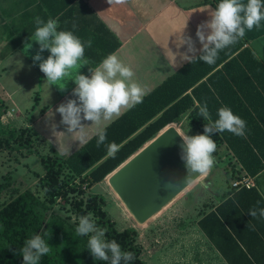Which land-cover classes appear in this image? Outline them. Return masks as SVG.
I'll use <instances>...</instances> for the list:
<instances>
[{"label": "trees", "instance_id": "16d2710c", "mask_svg": "<svg viewBox=\"0 0 264 264\" xmlns=\"http://www.w3.org/2000/svg\"><path fill=\"white\" fill-rule=\"evenodd\" d=\"M253 52L243 37L234 45L219 51L212 65L198 59L186 63L147 93L141 103L109 124L105 129L106 142L99 148L96 147V137H93L66 158L54 155L51 159L35 150L34 143L38 137L31 127L17 132L14 127H2L1 122L0 146L8 152L25 150L27 155L37 156L44 171L45 192L50 198H63L69 193H77L70 202L75 216L79 218L93 213L96 224L108 230L106 240L115 239L122 251L135 254V259L127 264H145L135 244V232L130 229L118 231L115 228L114 221L102 210L101 197L89 195L83 202L79 196L105 180L168 124L176 122L188 112L200 117L197 103H207L213 120L217 118V110L227 106L246 122L245 137L227 131L213 134L240 165V173L243 171L245 176L252 178L262 172L264 64ZM5 110V101L0 98V115ZM112 142L119 145L115 158L107 155V144ZM63 167L73 178L78 179L77 185L59 181ZM220 198L219 204L196 224L227 264H236L229 256L232 252L237 253L245 263L252 264L242 249L244 247L248 251L245 233L247 231L253 239L264 245V218L259 215L252 218L248 212L253 208L264 209V200L255 187L244 186L238 189L233 187ZM47 213V204L28 189L17 193L0 207V264H23L19 249L25 240L35 234L45 239L50 235L47 242L52 248L49 254L41 257L39 264H109L93 259L87 250L88 237L78 236L75 226L59 215L47 216ZM121 264L125 262L121 261Z\"/></svg>", "mask_w": 264, "mask_h": 264}, {"label": "crops", "instance_id": "0c3cea01", "mask_svg": "<svg viewBox=\"0 0 264 264\" xmlns=\"http://www.w3.org/2000/svg\"><path fill=\"white\" fill-rule=\"evenodd\" d=\"M218 3L219 0H128L125 5L110 6L107 0H0V93L6 96L13 108L28 113L29 127L37 134L38 143L53 155L66 158L84 144L73 143L69 155L57 153L56 146L48 144L51 137L48 124L59 125L58 131H64L65 127L60 125L58 113L53 121H46L45 117L49 108L55 112L61 103L76 99L72 95L76 86L69 80L74 77L54 84L45 81L39 70L40 62L34 63L32 59L39 50L38 44L29 41L37 27L34 19L40 17L45 22L53 19L58 31H72L81 39L89 65L82 66L79 74L90 78L89 67H97L109 54L116 53L133 68L135 79L146 88L147 94L188 63L170 69L163 55L168 48L177 50L175 45L179 43L186 21L184 33L194 42L197 49L195 57L201 53L202 46L195 36L197 25L210 18L208 12ZM244 38L246 45L258 53L257 57L264 64V21L259 28L246 31ZM88 41H91L90 47L87 46ZM26 43L32 45L29 50L25 48ZM186 48L183 45L179 51L185 52ZM40 55L47 59L50 53L45 50ZM69 71L75 73L77 69ZM64 86V91L58 89ZM82 123L90 125L91 122ZM237 168L240 170L239 164ZM241 173L243 178L253 181L264 200V170L252 178L245 176L243 171ZM245 236L248 251L241 247L246 256L252 264H264V245L247 231ZM262 240L264 243V238ZM229 256L236 264H247L237 253H229Z\"/></svg>", "mask_w": 264, "mask_h": 264}, {"label": "clouds", "instance_id": "9594fccd", "mask_svg": "<svg viewBox=\"0 0 264 264\" xmlns=\"http://www.w3.org/2000/svg\"><path fill=\"white\" fill-rule=\"evenodd\" d=\"M127 2L128 0H107L110 6L125 5ZM208 14L210 18L197 25L195 32L196 39L202 46V54L198 58L194 55L197 51L194 42L184 33L186 21L179 43L175 45L177 50L168 48L163 53L170 69L196 59L208 65L214 64L219 51L237 43L245 36L246 31L260 27L264 21V0H219ZM34 23L37 27L29 41L38 44L39 50L32 59L34 63L40 62L39 70L44 74L45 81L54 84L73 76L69 80L76 86L72 92L76 99L61 103L55 112L51 108L46 112V121H53L58 113L61 117L60 125L65 127L64 131H58L59 125L49 123L51 137L48 144H54L60 155H69L73 143L83 145L96 137V147L99 148L107 139L106 126L124 111L141 103L146 88L135 79L133 68L124 63L116 53L109 54L97 67H89L90 78L79 74L78 70L82 66L89 65L84 56L85 44L81 39L72 31H58V25L53 19L45 22L36 17ZM183 45L187 46L186 51L180 52ZM31 46V43H26L25 48L29 50ZM87 46H91V41L87 42ZM45 50L50 53L47 59L40 55ZM253 55L258 53L254 51ZM71 69L77 71L72 73L69 71ZM65 86L58 89L64 91ZM197 107L198 115L207 121L204 123V134L189 136L187 132L179 135L182 140L181 159L187 173L183 180L186 186H190L197 177H207L216 163L213 153L217 144L211 139L210 133L227 131L238 137L246 136V122L233 114L229 107H220L215 120L212 119L206 102L197 103ZM82 121L91 123L89 125ZM118 151L119 145L115 142L107 144L109 157L115 158ZM173 182L174 180L167 181L165 188L170 187ZM248 215L252 218L258 215L264 218V209L253 208ZM75 231L78 236L88 237L87 250L96 261H106L109 264H121L123 261L127 264L135 259V254L122 251L115 239H105L108 230L97 226L91 212L79 217ZM48 238L50 235L45 239L42 235L35 234L24 241L23 247L19 249L23 264H39L41 257L50 253L52 248L47 242Z\"/></svg>", "mask_w": 264, "mask_h": 264}, {"label": "rangeland", "instance_id": "374dc122", "mask_svg": "<svg viewBox=\"0 0 264 264\" xmlns=\"http://www.w3.org/2000/svg\"><path fill=\"white\" fill-rule=\"evenodd\" d=\"M0 98L5 101L6 107L0 115L1 126L14 127L17 132L29 127V120L26 117L28 113L13 108L14 106L12 107L6 96L1 93ZM204 123L202 117L193 116L188 112L174 122L173 126L180 134L188 132L189 136H194L204 134ZM209 135L217 144V149L213 153L216 163L210 174L198 178L145 221L144 225L137 223L111 188L108 178L79 196V199L85 202L89 195L101 197L102 210L114 221L115 228L118 231L130 229L135 232V244L138 245L140 259L145 264H226L199 230L196 222L214 207L221 195L229 193L233 184L241 181L243 177L226 147L215 134ZM34 146L39 154L54 158L52 152L38 143V138ZM43 175L44 171L37 156L27 155L25 150L8 152L0 146V207L17 193L28 189L47 204V216L59 215L77 227L79 218L70 207V202L77 193L51 199L45 192ZM59 181L77 185L78 179L73 178L63 167ZM93 219L96 222L94 216Z\"/></svg>", "mask_w": 264, "mask_h": 264}, {"label": "water", "instance_id": "95a60500", "mask_svg": "<svg viewBox=\"0 0 264 264\" xmlns=\"http://www.w3.org/2000/svg\"><path fill=\"white\" fill-rule=\"evenodd\" d=\"M179 135L173 124H168L108 177L111 188L137 223L147 221L188 187L183 183L187 173ZM169 180L174 182L165 188Z\"/></svg>", "mask_w": 264, "mask_h": 264}, {"label": "built area", "instance_id": "2783aa9c", "mask_svg": "<svg viewBox=\"0 0 264 264\" xmlns=\"http://www.w3.org/2000/svg\"><path fill=\"white\" fill-rule=\"evenodd\" d=\"M241 187L244 186L246 188L254 187L253 181L250 178H243L241 181L236 182L233 184V187Z\"/></svg>", "mask_w": 264, "mask_h": 264}, {"label": "bare ground", "instance_id": "6f19581e", "mask_svg": "<svg viewBox=\"0 0 264 264\" xmlns=\"http://www.w3.org/2000/svg\"><path fill=\"white\" fill-rule=\"evenodd\" d=\"M172 124H173V123H172ZM108 177H109V176H108ZM199 178H200V177H199ZM196 180H197V179H196ZM196 180H195V181H196ZM195 181H194V182H195ZM194 182H193V183H194ZM191 184H192V183H191ZM188 187H189V186H188ZM188 187H186V188H188ZM186 188H185V189H186ZM185 189H184V190H185ZM184 190H183V191H184ZM183 191H182V192H183ZM178 195H179V194H178ZM167 204H168V203H167ZM151 217H152V216H151ZM145 223H146V222H144L143 225H144Z\"/></svg>", "mask_w": 264, "mask_h": 264}]
</instances>
